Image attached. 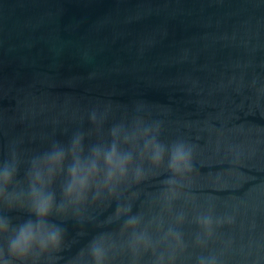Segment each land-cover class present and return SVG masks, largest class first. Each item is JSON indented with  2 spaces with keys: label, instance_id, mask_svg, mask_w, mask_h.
Listing matches in <instances>:
<instances>
[{
  "label": "water",
  "instance_id": "95a60500",
  "mask_svg": "<svg viewBox=\"0 0 264 264\" xmlns=\"http://www.w3.org/2000/svg\"><path fill=\"white\" fill-rule=\"evenodd\" d=\"M93 111L105 130L140 117L191 145L195 200L176 202L188 245L177 264H264V0H0V162L14 148L23 179L32 156L89 131ZM163 178L131 189L134 213ZM210 206L220 223L196 246L193 217ZM115 207L69 215L63 250L44 264H70L116 231Z\"/></svg>",
  "mask_w": 264,
  "mask_h": 264
},
{
  "label": "clouds",
  "instance_id": "9594fccd",
  "mask_svg": "<svg viewBox=\"0 0 264 264\" xmlns=\"http://www.w3.org/2000/svg\"><path fill=\"white\" fill-rule=\"evenodd\" d=\"M89 119V131L75 132L67 143L53 141L32 156L23 179L14 148L10 158L0 162V264H44L63 250V222L69 215L81 221L88 209L113 202L115 211L106 223L118 224V229L94 236L70 264H113L117 252L128 257V264H177L187 249L182 231L186 213L175 206L181 199L195 200L185 191L192 187L191 145L181 139L164 142L160 124L140 117L124 118L107 130L105 116L98 118L93 111ZM86 137L92 141L87 146ZM161 176V187L149 194L147 209L142 204L134 213L140 193L131 189ZM14 209L26 210L28 218L13 224V218L2 213ZM53 216L61 222L50 219ZM193 222L199 228L196 246H203L213 236L214 223H220L214 221L211 206ZM197 264H215V259L199 256Z\"/></svg>",
  "mask_w": 264,
  "mask_h": 264
}]
</instances>
